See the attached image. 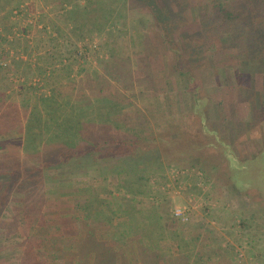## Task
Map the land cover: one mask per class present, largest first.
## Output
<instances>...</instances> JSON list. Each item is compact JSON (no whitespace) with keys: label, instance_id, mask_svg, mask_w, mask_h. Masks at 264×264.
I'll list each match as a JSON object with an SVG mask.
<instances>
[{"label":"rangeland","instance_id":"1","mask_svg":"<svg viewBox=\"0 0 264 264\" xmlns=\"http://www.w3.org/2000/svg\"><path fill=\"white\" fill-rule=\"evenodd\" d=\"M60 1L0 8V121L9 123L0 124V184L15 185L0 194V264H45V246L72 241L82 255L67 252L64 264L92 256V264H155L157 254L162 264H264V47L248 46L264 37V0ZM148 37H168L173 47L140 59ZM171 66L195 74L193 91L205 103L179 88L185 79L169 75ZM149 72L163 84L136 83ZM52 101L109 129L111 143L56 161L83 141L50 140ZM197 102L212 131L204 135ZM174 131L192 135L189 158L161 156ZM23 199L32 202L27 210ZM55 259L49 264L62 263Z\"/></svg>","mask_w":264,"mask_h":264},{"label":"trees","instance_id":"2","mask_svg":"<svg viewBox=\"0 0 264 264\" xmlns=\"http://www.w3.org/2000/svg\"><path fill=\"white\" fill-rule=\"evenodd\" d=\"M15 1L16 0H13V3ZM45 2H46V5L51 7V8L58 7V6L61 7V4L63 3L60 0H45ZM8 3H11V0H3V5H0V8L3 10L4 6ZM3 17H7V15L3 16ZM256 38H258V39L254 40V41H250V45H248L249 48L252 49L253 51H257L259 48L264 47V37H256ZM4 40L5 39L3 38V41ZM152 40H153L152 38L150 39V37H148V38H143L142 41H139V44L141 45V50H142L141 51L142 56L140 59L148 60L152 56V53H154L155 51L171 50V48L173 47V43H171V41L169 40L168 37H163V38L161 37V40H159L158 43H154V41H152ZM40 59H41V57H40ZM168 71H169V75H173V76L176 75L177 77H183L185 79V81H184L185 85H180L179 88H182L183 86L185 88H188V89L191 88V92H192L191 93V99L193 101H195V99L197 98L198 100H201V103L206 102V98H204V97L201 99L198 98L196 96L195 90L193 91V89L196 86L195 79L193 78V76L195 74L191 73L190 69L179 71L176 67L171 66V70L168 69ZM43 72H45V71L43 70ZM142 74H143V72H142ZM148 74H150V77L145 76L146 78H144L143 76H141V78H139L140 80L137 78L136 83L138 85H143L142 81L145 79L146 80L149 79L150 80L149 85H152V86H154L155 80L159 81L160 84L162 83L161 80L157 77L158 75L156 76L155 73L149 72ZM93 89L94 90L89 89L91 93L92 92H98V93L107 92V91H105L106 87L99 88V89L93 88ZM66 95L71 96L70 93H67ZM80 98H86V95L81 94ZM0 100H1V98H0ZM52 103H53V105L50 104V106H53V114L56 117V119H54V121L52 123V128L51 127L48 128V129L52 130V133L54 132L53 134L52 133L50 134V140L53 139V141H56V140H59L60 137H62L64 139H67V141L65 143L66 146H71V144H73L71 139L75 140V138H78L81 141H83V144L80 143L81 146L78 149H76V147H75L74 150H72V151L68 147L64 146L63 148H68V149L62 150L63 152L53 155L56 158V161L63 160L67 156L68 157H78V158H84V157L88 158L90 156L91 152L94 153V150H95V152L97 151V149L103 151L111 143V141H112L111 136L108 135V134H110L109 129H106L105 127L100 126V125L99 126H94V125L87 126V125L83 124L82 122H79L78 120H74L73 118H70L69 114H66L68 111L67 106L58 105L55 101H52ZM192 105H193L192 114L195 116H198L199 120L201 121L202 126L201 125L200 126L202 127V131H203L202 135H204V132H209V133L212 132V131H210V129H208L206 126H204V123H203V121L205 120L206 117H204V114H203L201 109H205V108H202L204 106H202V104H200L198 102L194 103ZM63 111L66 112L65 115H64ZM0 117H5V119H6V115L2 114ZM5 119L0 121L1 125H5V124L8 125L9 124V123H6L7 121ZM95 132H97L99 134H103V137H99L96 134L94 135ZM85 139H89L88 141L95 139L94 145H87ZM193 140L194 139H192V135L191 136H188V135L184 136L182 131L181 132H175V131L169 132V133H167L166 137H164L163 141L161 142L162 146L167 147L166 153L165 154L161 153V156H163L165 159L189 158L190 156H192L193 153H195V150L193 148L197 145L193 142ZM97 141H98V144H97ZM208 143H206V146L208 147L209 150L215 149L214 152L220 151L221 154L225 152V147L223 145H221L220 143L214 144L211 142V143H209L211 145H209ZM225 145H228V144H225ZM52 146L55 147L56 149L59 147L57 145H52ZM66 150H68V153ZM227 158L233 159L232 156H227ZM233 160L234 161H232L231 166L229 168L236 167V165L233 166V163H236L237 160L236 159H233ZM15 172L18 173L16 178H18V177L23 178L24 177L23 172H20L18 169H16ZM116 173L118 175L119 171H117ZM12 177H13V174L11 175V179L13 180ZM16 178L14 177L15 181L17 182ZM14 186L15 185H13L12 181H10V180L7 183H1L0 184V194H1V191L4 190L3 192H5V197H6L7 192L9 190H12L14 188ZM5 200L7 202V199H5ZM95 213H99V212L94 210L93 211L94 217H95V215H97ZM101 214L103 216V213H101ZM93 215H92V218H93ZM98 217H100V214L98 215ZM86 220L90 223L91 217L86 216ZM93 221H95L94 218H93ZM89 223H87V225ZM99 224L102 225V223H99ZM104 224L107 225V223H104ZM88 227L90 228V226H88ZM93 231L94 230H88L87 236H89V237L95 236V233ZM107 235L111 236V238L115 237V233H113V234L108 233ZM58 241L62 242V240H58ZM54 243H55V241H54ZM91 244H93V243H91ZM87 247L89 248L90 246L87 245ZM81 249H86V248L81 247ZM77 254H78V256H81L82 251L81 252L78 251ZM76 258H77V255H76ZM161 258H162V256L160 254H157L156 258H155L156 259L155 264H162V262L159 261ZM90 260H91V262H93V256L90 257L89 260H87L89 264H92V263H90Z\"/></svg>","mask_w":264,"mask_h":264},{"label":"crops","instance_id":"3","mask_svg":"<svg viewBox=\"0 0 264 264\" xmlns=\"http://www.w3.org/2000/svg\"><path fill=\"white\" fill-rule=\"evenodd\" d=\"M76 200L78 202H80V199H75V201ZM22 203L25 204V209L27 210V204H31L32 202L27 203V199H26V201L23 199V201L20 204H22ZM52 210H53L52 207H50V209H45L44 212L48 213V212H51ZM73 214H74L75 218L77 217V219H80V220L82 219V218H80L81 217L80 216V214H81L80 210H77V209L73 208ZM103 232H105V231H103ZM103 232H101V234H103ZM104 234H108V232H105ZM69 243L70 244L64 245L63 247H60L59 245L58 246L54 245V247L53 246H51V247L45 246V248H43L45 253L42 256L43 259H42L41 262H46L45 264H49V262H51L52 259L56 258L55 262H58V261L62 260L61 264H64L63 263L64 260L62 258H64V259L69 258V257H66V255H68L67 252H76V251L78 252L79 248H80V245L77 242H73L72 241V242H69ZM51 254L52 255L56 254V255H55V257H52ZM122 254H124V253H122ZM59 255H60L61 259H60V257L58 258ZM75 258L76 257H75V254H74L72 256V262H74L76 260ZM73 264H75V263H73Z\"/></svg>","mask_w":264,"mask_h":264},{"label":"built area","instance_id":"4","mask_svg":"<svg viewBox=\"0 0 264 264\" xmlns=\"http://www.w3.org/2000/svg\"><path fill=\"white\" fill-rule=\"evenodd\" d=\"M174 217L179 219L180 221H186L187 219V216L186 214L184 213V211L180 210V209H176L173 213Z\"/></svg>","mask_w":264,"mask_h":264}]
</instances>
